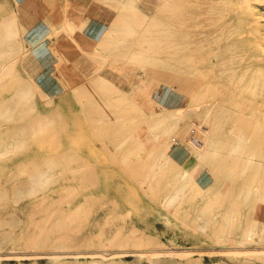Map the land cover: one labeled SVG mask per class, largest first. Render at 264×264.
Masks as SVG:
<instances>
[{"label":"rangeland","instance_id":"1","mask_svg":"<svg viewBox=\"0 0 264 264\" xmlns=\"http://www.w3.org/2000/svg\"><path fill=\"white\" fill-rule=\"evenodd\" d=\"M19 4L0 0V34L13 20L8 54L0 39V264H264V94L245 100L240 82L242 66L264 74V0L124 7L96 56L123 76L102 70L115 106L85 111L64 68L97 64L56 50L89 33L41 31ZM169 22L204 33L167 39ZM186 41L191 68L177 62ZM177 123L189 140H171Z\"/></svg>","mask_w":264,"mask_h":264},{"label":"crops","instance_id":"2","mask_svg":"<svg viewBox=\"0 0 264 264\" xmlns=\"http://www.w3.org/2000/svg\"><path fill=\"white\" fill-rule=\"evenodd\" d=\"M161 0H19L21 11L30 19L35 28L41 25L40 30L45 31H69L76 30L80 32L82 26L89 33L88 39L81 36L69 34L70 41L58 45L56 52L65 57L72 53V45L77 46L82 51L86 49L87 53L98 61H95L96 70L90 75L83 73L77 66L68 64L64 71L68 77V85L75 86L72 91L78 97L82 110L85 111V104L106 102L108 106H115L112 96L113 91L120 88L114 82L109 80L102 73L106 68V63H102L96 56H101L106 49L105 32L108 27L122 18L124 7H138L145 13L152 15L159 7ZM69 4V5H68ZM12 22L8 20L3 23L4 32L0 34L3 42V54H8L9 38L12 35ZM64 22V23H63ZM59 23L58 25H56ZM88 26L85 28L84 24ZM74 42V43H72ZM72 43V45H71ZM99 66V67H98ZM86 69L83 67L82 70ZM110 70V69H109ZM113 73L123 77L120 73L110 70ZM89 76V77H88ZM77 86V87H76ZM117 88V89H116ZM132 92V91H131ZM130 92V93H131ZM133 93V92H132ZM134 101L138 96L130 95ZM97 113V112H96ZM87 116H89L87 114ZM90 117V116H89ZM88 117V118H89Z\"/></svg>","mask_w":264,"mask_h":264},{"label":"bare ground","instance_id":"3","mask_svg":"<svg viewBox=\"0 0 264 264\" xmlns=\"http://www.w3.org/2000/svg\"><path fill=\"white\" fill-rule=\"evenodd\" d=\"M203 33L204 32H200L199 25L197 23H195L193 26L192 25L186 26V27L183 26V28L181 29L180 32L176 31V33L174 34V29L171 28L170 22H169L167 24V26L165 27L164 31L162 32V35L167 39H170L173 37H176V38L182 37V38L187 39L190 37L198 38ZM72 43H74V42H72ZM189 44H191V42L186 41V43H184V46H186L185 50L179 51L177 53V62L179 63L180 66L182 65L185 68H191V67H194L198 64L197 60L194 59L192 52L187 51V47L189 46ZM192 50L196 51L195 48ZM244 59H245L244 56L240 55L239 60H237V58H232L231 60L227 61V63H233V64L234 63H241V64H243ZM94 60L98 61L96 59H94ZM95 70H96V68H95ZM240 71H241L240 82H241V85L244 86V88H241V91H243L241 94L243 95V97H245V100H251L253 97L262 96L264 94V74L262 73V71H260L259 69L252 70V69H250L248 67H244V66H242L240 68ZM93 72H94V70H93ZM169 78L171 79V77H169ZM148 89H149V86L147 84H145L144 86L141 84V86H139L135 90V95L138 96V100L141 99L142 96L148 92ZM32 123L33 122H31V124ZM31 124L28 123L27 125L30 126ZM187 127H188L187 123H185L182 127L178 126V123H177V124L171 126L169 129H167L169 132L171 131L173 133L171 140L172 141H180L183 136H186V139L189 140L191 134H188V131L186 132ZM171 146L173 147L174 145H171Z\"/></svg>","mask_w":264,"mask_h":264}]
</instances>
